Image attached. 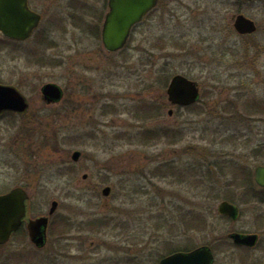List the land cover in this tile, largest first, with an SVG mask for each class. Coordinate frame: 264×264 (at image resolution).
<instances>
[{"label":"rangeland","instance_id":"374dc122","mask_svg":"<svg viewBox=\"0 0 264 264\" xmlns=\"http://www.w3.org/2000/svg\"><path fill=\"white\" fill-rule=\"evenodd\" d=\"M252 1L248 15L259 29L249 35L232 30L229 0H171L135 31L125 52L106 51L76 29L77 43L59 35L54 48L43 50L52 63H28L23 50L0 63L1 84L18 88L32 106L27 114H0V190L26 188L34 215L59 202L53 216L58 233L48 245L40 250L28 240L10 241L0 247V264H152L167 240L172 247L210 244L218 232L257 226L264 204L241 191L229 194L241 201L239 221L228 223L218 213L228 195L220 170L235 176L228 165L254 172L264 164V113L249 111L254 100L264 103V2ZM176 73L201 88L191 109L168 101L167 85ZM47 82L61 85L66 98L74 93L75 108H68V99L62 106L40 102ZM152 103L153 117L135 111ZM149 126H168L179 137L135 140ZM166 161L215 168L194 189L155 176ZM100 220L109 225L89 224ZM228 255L219 264H240Z\"/></svg>","mask_w":264,"mask_h":264},{"label":"flooded vegetation","instance_id":"af4514ba","mask_svg":"<svg viewBox=\"0 0 264 264\" xmlns=\"http://www.w3.org/2000/svg\"><path fill=\"white\" fill-rule=\"evenodd\" d=\"M24 1L26 4L25 5L26 9L24 11L18 9L12 10L11 0H3V2L0 1V51L3 50L4 52V59L2 57V60L0 59V63L1 62L10 63L12 60L16 59V57L12 58L13 50L19 51L20 54L21 51L23 50L22 52L25 55L26 61L28 63H32V64L33 63L43 64L46 62L52 63V61H54L55 59L50 56H45L43 50L49 47H51L50 49L54 48L52 46L58 43L60 37L59 35H63V36L67 35L70 38V43H77L79 38L74 35L76 29H79L83 36L85 37L87 36L93 39L98 43V45H100L103 49L108 51L103 40V31L105 28L108 15L111 12V0H24ZM260 1L264 2V0H260ZM170 2L171 0H157L155 6L149 12H147L140 21L136 22L133 25L126 45L117 52L120 53L124 48L129 47L131 38L134 35L135 31L140 27H142L149 19H151L152 14L159 8V6L162 3L170 4ZM252 3H253L252 0H229V5L231 8V17H230L231 28L234 32L240 34L239 33L240 31H238L235 26L236 19L240 15H244L245 17L254 20L257 26L256 31H258L259 25L257 21L248 15V11L251 8ZM21 28H23V31L26 34L28 33L25 37L17 38V37H12L9 34L12 29H21ZM240 35H248V34H240ZM16 55L17 53H15V56ZM2 82L3 80L0 78V84ZM40 91L41 94L38 98L40 102L44 101L48 105L62 106V104H64V102L68 99L69 102L68 108L71 110L75 108L76 99L74 93L71 94L68 98H66V94L64 91L62 97L58 99L49 100L44 97L42 90ZM23 96H25V99L28 103L26 110L21 112L2 111L0 112V114L29 113L32 110L31 102L29 101L26 95ZM36 117L39 118L38 116ZM36 117H33L32 120L34 121ZM42 118L44 119L45 117L42 116ZM36 123L37 122L34 123L35 126ZM38 123H42V121ZM189 165L193 166V163H190ZM195 165L198 166L197 163ZM187 166L188 164L184 167ZM220 173L222 176H227L226 183H224L222 188H224L223 192L227 193L228 195L226 196L223 195V197H221L222 200L219 203V206L223 201H228L234 204L238 208V215L237 217L233 218L228 215L221 214L219 212V206H218V213L220 219H223L228 223H235L239 221V218L242 215V210L240 207L241 204L238 203L241 201L236 202L234 199H232L229 196L230 192L241 191L242 193L240 194H243L244 192L249 191L251 189H256L259 192L256 193V195L251 198L254 199L252 201L259 200L258 202L264 204V187L259 186L256 183L254 175H253V181L254 183H256V185L235 187V179L231 175L232 172L230 174L229 171L227 170V171H221ZM181 183L187 184V181L183 180ZM10 189L8 190L6 189L5 191L0 190V193H5ZM217 195L219 197L220 194L217 193ZM28 196H29L28 217L22 220L19 227L11 234L9 240L3 244H0V247L2 245L9 243L10 241L17 240L19 242H23L28 240L34 248L41 250L48 245L50 237L58 233L54 230L55 222L53 216L57 213L59 204L57 206L56 211L52 214L48 212V213H39L38 215H34L31 195L28 193ZM240 198H242V196ZM242 200L243 202L249 201L246 198ZM41 216H48L49 220L47 222V227L43 226L44 228H42V230L45 229V232L42 235L44 236V243L42 245H38L32 238L31 230L29 227V221L31 219H36ZM255 218L257 219L256 222L257 226H255L254 228L253 227L251 229L233 228L230 229L229 232L227 231L226 233L223 234L219 232L216 233V239L212 243H210V247L212 248L214 255L212 264L215 263L219 264L220 260L223 259L222 254L225 255L226 258H228L229 260L228 253L232 255L231 256L232 258L230 257L231 258L230 262L238 261L240 264H264V214H260V215L258 214V217ZM220 219H218V222L220 221ZM217 225H219V223H217L215 227ZM217 230H219V228ZM214 232H215V228H214ZM234 233H241L243 235H249L254 237L251 238L252 241L250 243L241 244V243H237L235 239L232 237ZM170 240H167L165 245H163L165 248V253L163 254L160 253L157 256L155 255L151 256L152 253L150 254L151 256L150 260L152 264H160L161 260L164 257L176 251H184V249H178L169 252V250L172 248L170 244L171 243ZM22 252L23 251L21 250L19 255H22L21 254ZM223 260L227 261V259H223Z\"/></svg>","mask_w":264,"mask_h":264},{"label":"water","instance_id":"95a60500","mask_svg":"<svg viewBox=\"0 0 264 264\" xmlns=\"http://www.w3.org/2000/svg\"><path fill=\"white\" fill-rule=\"evenodd\" d=\"M3 2V0H0ZM12 10L18 9L24 11L26 4L24 0H11ZM157 0H111V12L108 15L103 31V40L109 51H116L127 42L131 27L151 10ZM14 18V17H13ZM235 26L240 33H252L256 31L255 21L240 15L237 17ZM12 37L23 38L27 34L21 29H12L9 33ZM45 98L58 99L62 97L63 90L56 83H47L42 87ZM168 100L173 104L189 105L195 103L200 97V88L197 81L186 77L183 74H176L170 80L167 88ZM28 103L21 92L14 86L0 84V112L3 110L24 111ZM173 110H169L172 114ZM81 155L76 150L72 157L78 160ZM87 175H84L86 177ZM255 179L257 183L264 186V165H259L255 170ZM104 196L111 193V186L102 189ZM29 196L23 187H15L5 194H0V244L9 240L11 234L19 227L22 220L28 217ZM58 206L55 200L52 202L50 214L54 213ZM219 210L230 217H237L238 208L228 202L223 201ZM48 216H41L29 221L31 235L38 245L44 243L45 232L43 226L47 227ZM232 237L237 243L248 244L254 236L234 233ZM214 255L208 245L196 247L190 251H178L164 257L160 264H211Z\"/></svg>","mask_w":264,"mask_h":264},{"label":"trees","instance_id":"16d2710c","mask_svg":"<svg viewBox=\"0 0 264 264\" xmlns=\"http://www.w3.org/2000/svg\"><path fill=\"white\" fill-rule=\"evenodd\" d=\"M125 50L126 49H123L122 52H125ZM194 105H191V106H188L185 108L191 109L194 107ZM105 109L107 112H109L110 107L106 105ZM135 111L139 112L143 116H145L144 119H146L147 117H149V118L153 117V114H155V115L157 114V112L154 109L153 103L152 104H140L136 107ZM249 111H250V114L264 113V103L261 100L258 101V99L254 100L252 105L249 108ZM166 137H168V138L170 137V139L175 141V140H177L179 135H176V133H174L171 130V128L168 126H161V127L160 126L159 127H150L149 126L147 128H144L141 131V134L138 138H137V136H135V140L139 139L142 142H151V141L156 142V141H159V140L166 138ZM195 164L196 163H194L193 166L188 165L187 167L180 168L175 162L166 161V162L156 166L155 169L153 170V173L155 176H164L166 178L171 177L172 179H174L177 182H181L183 180H186L187 183L193 184L194 189H196V188H200V186H201L200 181L202 182V180H201L202 177H209L210 172H211L210 170L215 168V167H212L213 163H211L209 166L206 163H203V164L200 163V165L198 164V166ZM228 166H229V169H231V170L234 169L239 173V175H237L234 172L235 176L232 175V177L235 179V186L236 187L254 186L255 185L253 182V172L250 171V169H248L246 166L241 165V164H235L234 166H232V164H230ZM246 171H248V172H246ZM240 180H244V181H240ZM245 181H247V182H245ZM258 192L259 191H257L256 189H251L249 191L244 192L243 195L249 199V197L252 198ZM232 199H234V197ZM201 216H202V222H203V214H201ZM101 221L102 220H100V223H98L97 221H92L89 224L95 228H100L101 226L104 227L105 225H109L108 221H102V222ZM193 222H195V221H193ZM196 223L198 224V222H196ZM194 246L195 245H189V246L188 245L187 246L186 245H177L175 247H172L169 250V252L174 251V250H178V249L188 250V249L193 248ZM140 262L141 263H139V264H142V261H140Z\"/></svg>","mask_w":264,"mask_h":264}]
</instances>
